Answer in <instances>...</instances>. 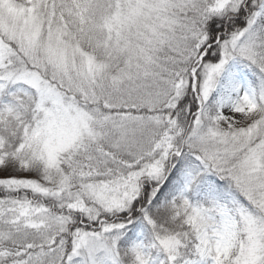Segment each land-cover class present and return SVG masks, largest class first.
<instances>
[{
  "label": "snow or ice",
  "instance_id": "obj_1",
  "mask_svg": "<svg viewBox=\"0 0 264 264\" xmlns=\"http://www.w3.org/2000/svg\"><path fill=\"white\" fill-rule=\"evenodd\" d=\"M0 264H264V0H0Z\"/></svg>",
  "mask_w": 264,
  "mask_h": 264
}]
</instances>
